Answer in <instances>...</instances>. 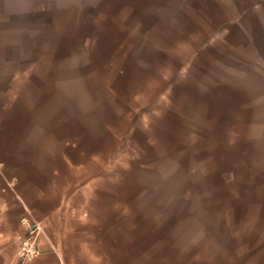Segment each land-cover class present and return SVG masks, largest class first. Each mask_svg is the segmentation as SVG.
Instances as JSON below:
<instances>
[{"label":"rangeland","instance_id":"rangeland-1","mask_svg":"<svg viewBox=\"0 0 264 264\" xmlns=\"http://www.w3.org/2000/svg\"><path fill=\"white\" fill-rule=\"evenodd\" d=\"M76 4L55 50L71 63L29 65L27 91L102 153L108 240L93 253L264 264V0Z\"/></svg>","mask_w":264,"mask_h":264},{"label":"crops","instance_id":"crops-1","mask_svg":"<svg viewBox=\"0 0 264 264\" xmlns=\"http://www.w3.org/2000/svg\"><path fill=\"white\" fill-rule=\"evenodd\" d=\"M76 1L0 0V264H20L24 215L42 226L40 251L25 264H119L117 248L110 261L90 248L108 240L103 169L91 166L102 153L78 148L61 131L70 122L28 101L29 65L71 63L55 50L70 48Z\"/></svg>","mask_w":264,"mask_h":264},{"label":"built area","instance_id":"built-area-1","mask_svg":"<svg viewBox=\"0 0 264 264\" xmlns=\"http://www.w3.org/2000/svg\"><path fill=\"white\" fill-rule=\"evenodd\" d=\"M22 223L25 232L21 235L18 257L20 264H25L27 259L35 256L40 251L37 237L42 230V226L39 223L33 222L28 215L22 217Z\"/></svg>","mask_w":264,"mask_h":264}]
</instances>
